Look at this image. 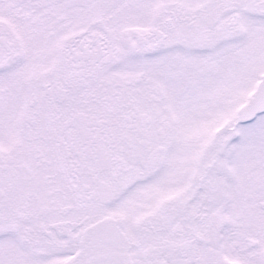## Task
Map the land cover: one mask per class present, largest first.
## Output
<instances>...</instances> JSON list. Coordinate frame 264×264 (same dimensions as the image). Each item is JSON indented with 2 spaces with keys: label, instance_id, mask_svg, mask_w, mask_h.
<instances>
[{
  "label": "snow or ice",
  "instance_id": "snow-or-ice-1",
  "mask_svg": "<svg viewBox=\"0 0 264 264\" xmlns=\"http://www.w3.org/2000/svg\"><path fill=\"white\" fill-rule=\"evenodd\" d=\"M0 264H264V0H0Z\"/></svg>",
  "mask_w": 264,
  "mask_h": 264
}]
</instances>
